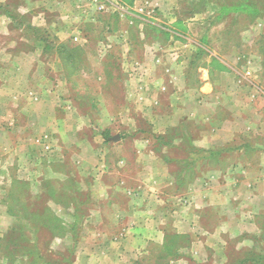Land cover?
Here are the masks:
<instances>
[{"label":"rangeland","instance_id":"374dc122","mask_svg":"<svg viewBox=\"0 0 264 264\" xmlns=\"http://www.w3.org/2000/svg\"><path fill=\"white\" fill-rule=\"evenodd\" d=\"M44 1L0 0V264L138 262L97 174L121 138L172 215L143 264H264V0H67L42 29Z\"/></svg>","mask_w":264,"mask_h":264},{"label":"crops","instance_id":"0c3cea01","mask_svg":"<svg viewBox=\"0 0 264 264\" xmlns=\"http://www.w3.org/2000/svg\"><path fill=\"white\" fill-rule=\"evenodd\" d=\"M47 0L42 2V7L37 14L39 18V22L37 25L34 22L31 23L33 26L40 27L42 29L49 28L52 26L51 21L49 19L53 8H57L59 6H65L67 0H54V6L49 7L45 4ZM134 0H130V4H134ZM120 7H125L126 2L125 0H120ZM49 12V13H47ZM7 23H12L15 20L14 17L8 16L6 18ZM56 25V23H55ZM171 34V33H170ZM175 34V33H173ZM58 35V34H56ZM117 37H120L118 35ZM151 49V48H149ZM142 55L144 56H152V50L144 49L142 50ZM154 51V50H153ZM140 52V50L138 51ZM157 52V51H156ZM58 56L62 55V52H57ZM155 63H159V61L155 60ZM147 85L150 86L158 85L157 82L153 79L147 80ZM139 85V89H142L144 86ZM144 90V89H143ZM144 100V98H142ZM117 139L119 138L116 136ZM106 149H110L113 152L121 153L120 160L115 162H106L103 160L99 163L100 167L97 169V174L101 185L104 187V196H101V200L106 198V194H108L107 201L112 202L111 207L109 206L110 218L109 221L114 225L118 224L121 227L120 236L116 237V241L118 243H112L113 249L119 248L121 253H119L120 259L124 262L129 256V252L134 250L133 256L135 257L134 260L138 261L135 264H143L142 261L149 254V250L153 245H162L163 239L167 236V222H164V218H170L172 215L163 213L162 206L165 204L166 199L162 198V201H158V197L153 194L149 193L148 191L152 190L153 185L156 186L154 180L150 179L149 171L150 167H148V160L147 158H152V152L148 146H141V145H133V146H125L123 144V139L121 138V143L115 144V146L106 147ZM125 149H129V152L133 153V158H127V156L123 153ZM115 152V153H116ZM106 162V163H105ZM134 164L136 168V173L134 174V181L135 185L132 187L130 184L131 180L126 178V175L123 178L119 176V172L121 171L120 165H128L127 163ZM110 163L114 165L111 167ZM114 174H118L117 181L111 180V177H114ZM154 176V174H152ZM166 177V175H165ZM98 184V182L96 181ZM100 185V184H98ZM117 192L119 193L120 200H124L126 205L119 206L116 198ZM102 193V192H101ZM113 193L111 196L110 194ZM97 195V194H95ZM98 197V196H97ZM150 200L151 202H148ZM139 201H143L145 204H141L139 208ZM147 201V202H146ZM99 212L97 211L96 214ZM133 217L132 223L129 220ZM172 219V218H171ZM183 224V223H182ZM181 227L177 229L175 233L183 235H188V230L180 231ZM180 231V232H179ZM119 247H117V245Z\"/></svg>","mask_w":264,"mask_h":264},{"label":"trees","instance_id":"16d2710c","mask_svg":"<svg viewBox=\"0 0 264 264\" xmlns=\"http://www.w3.org/2000/svg\"><path fill=\"white\" fill-rule=\"evenodd\" d=\"M227 9L238 13L254 14L257 16H259L262 11V8L261 10L259 9V5L255 0H238L236 4L229 6Z\"/></svg>","mask_w":264,"mask_h":264}]
</instances>
